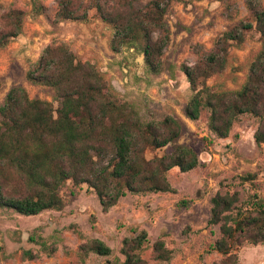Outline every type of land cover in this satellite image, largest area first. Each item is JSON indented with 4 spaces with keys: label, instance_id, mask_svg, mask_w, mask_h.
<instances>
[{
    "label": "trees",
    "instance_id": "1",
    "mask_svg": "<svg viewBox=\"0 0 264 264\" xmlns=\"http://www.w3.org/2000/svg\"><path fill=\"white\" fill-rule=\"evenodd\" d=\"M187 1L191 0H57L54 23L98 19L113 30L109 41L112 53L133 47L143 56L146 70L158 75L169 43L165 16L172 3ZM247 7L254 25L239 23L218 37L212 50L195 64L181 66L192 91L183 114L197 121L207 110L208 129L219 139L229 136L240 116L249 115L259 122L254 141L264 146V9L257 0H248ZM45 11L39 0H32L33 16ZM0 22L3 48L20 35L23 13L9 9ZM252 30L260 37L261 50L249 66L246 81L236 91L212 90L206 81L225 70L229 47L241 45L244 35ZM25 79L51 88L53 101L31 99L18 85L7 92L0 105L1 209L23 216L59 210L63 206L60 189L70 181L74 187L86 184L107 211L127 194L173 193L168 172L178 168L185 173L199 166L198 155L177 144L184 131L180 120L166 116L158 122H141L133 106L119 100L96 67L78 61L68 45L46 46ZM169 145V153L146 158L148 152ZM254 177L246 175L240 180ZM207 225L219 229L210 250L222 259L213 264H238L242 239L264 243V199L252 194L244 205L239 204L236 193H216L210 199ZM145 243V231L124 238L122 264H148L140 255ZM83 249L100 256L110 254L98 240ZM152 250L158 261L171 258L161 240L153 243ZM23 256L34 258L28 251Z\"/></svg>",
    "mask_w": 264,
    "mask_h": 264
},
{
    "label": "rangeland",
    "instance_id": "2",
    "mask_svg": "<svg viewBox=\"0 0 264 264\" xmlns=\"http://www.w3.org/2000/svg\"><path fill=\"white\" fill-rule=\"evenodd\" d=\"M39 1L46 11L33 16L32 0H0V16L9 9L23 13L20 35L0 48V105L18 85L31 99L53 101L51 88L30 84L25 74L46 46L64 43L78 61L96 67L116 97L133 106L141 122H158L166 116L180 120L184 131L177 144L192 149L199 166L185 173L178 168L168 172L173 193L127 194L107 211L86 184L74 187L70 181L60 189L63 206L59 210L23 216L0 208V264H122L123 239L140 231L147 234L140 255L148 264L218 263L222 256L210 250L219 237L218 227L207 225L210 199L216 193H236L244 205L252 194L264 199V146L254 141L259 122L249 115L240 116L225 139L209 131L207 110L197 121L188 120L183 110L192 91L181 66L195 64L212 50L218 37L239 23L254 25L248 0L172 3L165 16L169 43L158 75L146 70L143 56L133 47L112 53L113 30L102 21L57 24V0ZM257 2L264 9V0ZM260 50L258 33L247 32L241 45L229 47L225 70L209 78L206 85L217 92L240 89ZM171 150L169 145L148 152L146 158ZM246 175L255 177L241 181ZM94 240L106 245L110 254L100 256L83 249ZM157 240L171 251L169 261L154 258L152 245ZM241 241L238 264H264V243ZM26 251L34 256L32 260L23 256Z\"/></svg>",
    "mask_w": 264,
    "mask_h": 264
}]
</instances>
